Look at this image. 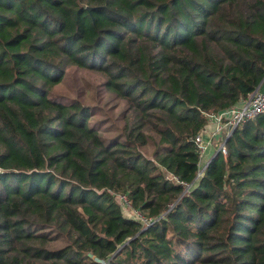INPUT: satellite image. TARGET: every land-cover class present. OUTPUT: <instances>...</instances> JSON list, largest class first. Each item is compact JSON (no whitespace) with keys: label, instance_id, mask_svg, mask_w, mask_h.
<instances>
[{"label":"trees","instance_id":"16d2710c","mask_svg":"<svg viewBox=\"0 0 264 264\" xmlns=\"http://www.w3.org/2000/svg\"><path fill=\"white\" fill-rule=\"evenodd\" d=\"M263 78L264 0H0V264H264V114L201 176L194 142Z\"/></svg>","mask_w":264,"mask_h":264},{"label":"rangeland","instance_id":"374dc122","mask_svg":"<svg viewBox=\"0 0 264 264\" xmlns=\"http://www.w3.org/2000/svg\"><path fill=\"white\" fill-rule=\"evenodd\" d=\"M102 81L103 77L100 73L72 66L67 70L64 79L53 87L52 94L66 99H78L85 104H98L99 106L96 108L97 114L92 117V120L102 119L103 124L101 126L105 130L104 135L110 136L115 132L112 128L120 125L117 115L124 109L125 103L119 99L115 100L112 94L106 92L102 86ZM109 121H113L114 125L107 126ZM222 134L219 136L220 140H222ZM216 143L213 145V150L215 149V151ZM121 207L127 216L135 219L141 218L138 212L129 207H125L122 204Z\"/></svg>","mask_w":264,"mask_h":264},{"label":"built area","instance_id":"2783aa9c","mask_svg":"<svg viewBox=\"0 0 264 264\" xmlns=\"http://www.w3.org/2000/svg\"><path fill=\"white\" fill-rule=\"evenodd\" d=\"M223 113L226 114L224 118L221 115ZM259 114H264V78L258 87L252 93H250L247 98L216 115H209L210 122L216 125L214 134H217L218 137L222 133L224 134H222V140L219 138L205 140L203 131L199 132L195 136L194 142L197 147L200 160L203 161L207 148L209 145L213 144L212 142H217L216 151H218V153L221 152L223 155H226V137L229 136L232 130L241 122L254 119ZM205 167L206 163H200V169L197 176H201ZM118 201H120L123 206L130 208L129 202L125 195H118Z\"/></svg>","mask_w":264,"mask_h":264},{"label":"crops","instance_id":"0c3cea01","mask_svg":"<svg viewBox=\"0 0 264 264\" xmlns=\"http://www.w3.org/2000/svg\"><path fill=\"white\" fill-rule=\"evenodd\" d=\"M221 115H222L223 118L226 116L225 113H223ZM215 130H216V125L214 123L210 122L209 124H207L205 126L204 131H203L204 139L205 140H211L212 138L213 139H216V138L218 139L219 138L218 135L214 134ZM212 143L213 144L208 146L206 154H205V156L203 158L202 163H208L209 160L212 158V156L216 153L215 149L213 150V145H215V143L214 142H212Z\"/></svg>","mask_w":264,"mask_h":264},{"label":"water","instance_id":"95a60500","mask_svg":"<svg viewBox=\"0 0 264 264\" xmlns=\"http://www.w3.org/2000/svg\"><path fill=\"white\" fill-rule=\"evenodd\" d=\"M218 153V151H216V153L213 155V156H215L216 154ZM208 163H206V165H207Z\"/></svg>","mask_w":264,"mask_h":264}]
</instances>
